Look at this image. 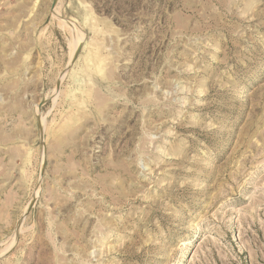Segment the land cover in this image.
Returning <instances> with one entry per match:
<instances>
[{
	"label": "rangeland",
	"instance_id": "rangeland-1",
	"mask_svg": "<svg viewBox=\"0 0 264 264\" xmlns=\"http://www.w3.org/2000/svg\"><path fill=\"white\" fill-rule=\"evenodd\" d=\"M0 264H264V0H0Z\"/></svg>",
	"mask_w": 264,
	"mask_h": 264
},
{
	"label": "water",
	"instance_id": "water-1",
	"mask_svg": "<svg viewBox=\"0 0 264 264\" xmlns=\"http://www.w3.org/2000/svg\"><path fill=\"white\" fill-rule=\"evenodd\" d=\"M57 2H58V0H52V8L55 7V5H56ZM81 45L79 46V48L77 49V51L74 53L73 59L78 55V52L80 51ZM44 101H45V99H42V102H44ZM38 126H39V128L41 130L42 127H41L40 117L38 118ZM34 201H35V197H32L31 200L28 203L27 210H28V208H30V206H32V204L34 203Z\"/></svg>",
	"mask_w": 264,
	"mask_h": 264
},
{
	"label": "bare ground",
	"instance_id": "bare-ground-1",
	"mask_svg": "<svg viewBox=\"0 0 264 264\" xmlns=\"http://www.w3.org/2000/svg\"><path fill=\"white\" fill-rule=\"evenodd\" d=\"M69 25H70V23H69ZM70 26H72V25H70ZM76 31V30H75Z\"/></svg>",
	"mask_w": 264,
	"mask_h": 264
}]
</instances>
